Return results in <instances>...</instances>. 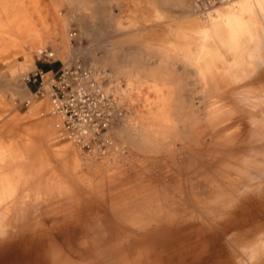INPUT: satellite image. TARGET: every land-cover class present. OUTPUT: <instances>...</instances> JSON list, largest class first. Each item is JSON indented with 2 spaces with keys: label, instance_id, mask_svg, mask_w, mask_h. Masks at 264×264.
<instances>
[{
  "label": "bare ground",
  "instance_id": "6f19581e",
  "mask_svg": "<svg viewBox=\"0 0 264 264\" xmlns=\"http://www.w3.org/2000/svg\"><path fill=\"white\" fill-rule=\"evenodd\" d=\"M226 1L160 0L184 20L177 38L166 36L171 45L186 33L196 39L195 51L185 44L180 53L198 62L186 98L183 78L162 67L164 52L145 67L146 54L119 59L108 46L103 55L87 48V90L109 97L101 78L123 77L138 91L130 101L151 93L145 112L119 113L108 127L116 151L107 159L98 147L85 156L57 145L49 96L40 107L26 99L29 112L46 116L37 138L0 141V264H264V62L259 68L251 57L264 38V0L218 5L205 23L189 18ZM61 4L67 11L58 17ZM26 11L0 7L2 55ZM45 11L47 29L32 50L41 53L46 32L54 46L42 56H67L64 65L86 47L71 44L81 41L68 30L71 18L91 41L108 30V0H50ZM28 75L17 81L18 96L30 95Z\"/></svg>",
  "mask_w": 264,
  "mask_h": 264
},
{
  "label": "rangeland",
  "instance_id": "374dc122",
  "mask_svg": "<svg viewBox=\"0 0 264 264\" xmlns=\"http://www.w3.org/2000/svg\"><path fill=\"white\" fill-rule=\"evenodd\" d=\"M232 1L238 2L240 0H228L223 3L217 2L216 4L212 5L209 10L205 13L196 9V13H194L189 18L197 19L205 23L208 17H210L208 16V14L211 10H214V8L218 5L230 3ZM66 9L67 7H65L63 4L58 5L54 10V14L59 17V11H61V16H63L64 13H66L67 11ZM177 10L178 9L176 7H170V10H166L165 7L161 4L160 0H108V30L106 29V33L96 41H91L90 39L85 38L84 35L81 34L80 27L77 24L78 22L76 23L77 20L71 18L69 20L68 30L72 31V33L76 32L77 35L81 37V41H78V39L74 38L71 44L74 47L81 48L86 46V49L84 48L82 52L75 53L78 57L77 59L81 62L84 60L88 61L87 50L89 49H94V51L98 55H103L105 53L104 46H108V52H114L116 58L119 59L122 58L121 56L125 52L127 53L136 51L139 52V55L146 54L147 57H145V67H155L157 66V62H159V53L164 52L165 56L162 60V67H166L167 69H169V71H171L173 75H176V77L183 78V81L181 80L182 83H180L182 86L181 88H178V90H180L181 93H184L183 97L186 98L185 92L189 87V81H193L195 79V76L198 75V62L196 59H192L190 57L189 60L187 59L186 61V59H184V57L180 53H185V44H188L190 48L195 51L196 39H194L195 37L191 38L189 33H186V42H183L182 40H177L174 45H171V43L166 39V36H168L169 39L171 37L177 38L178 36L177 23L183 20V18H181ZM116 21L119 22L121 26L119 30L115 28ZM170 25L172 27L169 29ZM188 29L191 30L193 29V27H189ZM262 30L264 29L259 28V32H262ZM42 36L43 42L41 53H36L33 51L36 66L35 69H33H40L44 72H48L49 70L55 71L64 64V60L67 59V56L58 54L57 56H55L56 58L42 56L46 53L47 49L53 50L54 46V42L52 38L49 37L48 33L44 32ZM252 41L253 40H249L248 42L253 43ZM258 42H260L261 45L258 47L256 52L251 55V57H254L257 63V67L260 68V66H262L264 62V38H260ZM90 43H92L93 45ZM17 56V58L15 57L16 61L17 59L21 58V55ZM90 67L95 71L97 70L94 65H90ZM33 69L30 70V73L34 71ZM97 72L98 75L102 77L103 72L101 70H98ZM27 74L28 72H25L23 73V76H26ZM101 80L103 81V83L108 84V93H110L109 98L117 112L122 114V118L128 114L129 116H134L135 114H139L146 111V106L143 101V98H150L151 93L147 92L145 94L144 92H139V95H141L139 96V99L135 101H130V97L136 95L138 91L136 89H132V87L128 84L126 78L102 77ZM24 81L27 84L35 85V88L37 87V84L35 83L27 82V80ZM8 94L9 93L7 92L3 95H0V100L4 101V103H7L9 99ZM44 97L48 98L47 95H44ZM29 98L30 96L26 95L15 103L16 106L11 107H8L7 105H2L0 103V141H30L31 139H35L26 133L27 130L29 132V127L26 125L28 122H33V118L30 120H20L17 123L12 122L10 120L12 114L15 112L21 115H24L26 113L27 109L30 106L26 103V99ZM42 98L43 97L41 96H33V99L37 100L38 102L41 101ZM112 98L116 101L117 104L114 102V100H112ZM48 102H50L49 99ZM48 112V114L52 116L51 124L54 130V135L51 136V139L54 140L57 145H61L63 143L71 144L75 151H80L85 156H88L87 154L90 153L91 149L88 150L80 148L78 147V145L71 143V141L61 139L57 136V132L54 128V121L56 117L52 115L49 105ZM33 115L35 118L41 120L46 116V113L43 109L37 108L34 111ZM15 125L17 126V128L22 127L23 131L26 132L24 133L23 131H20L21 134L15 135V133L13 136H9V134H7L8 129H10V127H14ZM115 142L116 138L112 137V135L107 132L102 135L101 142L95 143L93 147H98L97 150L100 153L99 155L107 159L108 155L113 153V151H116L112 147L116 144ZM124 154L128 155V152L125 151ZM124 163V168L129 167L128 162L125 161ZM62 201L65 200H56L55 202Z\"/></svg>",
  "mask_w": 264,
  "mask_h": 264
},
{
  "label": "built area",
  "instance_id": "2783aa9c",
  "mask_svg": "<svg viewBox=\"0 0 264 264\" xmlns=\"http://www.w3.org/2000/svg\"><path fill=\"white\" fill-rule=\"evenodd\" d=\"M90 73L77 60L55 71L36 69L26 78L27 82L37 84L35 96H49L51 113L57 117L54 126L59 138L88 150L101 142L102 135L119 114L110 98L98 88L94 91L85 88L84 80Z\"/></svg>",
  "mask_w": 264,
  "mask_h": 264
},
{
  "label": "crops",
  "instance_id": "0c3cea01",
  "mask_svg": "<svg viewBox=\"0 0 264 264\" xmlns=\"http://www.w3.org/2000/svg\"><path fill=\"white\" fill-rule=\"evenodd\" d=\"M50 0H0V7L8 4H12L15 8L25 7L26 13L21 14V20L17 23L15 40L11 41L10 44L12 48L11 53L2 55L0 50V95L4 93H9V99L7 103L0 100L2 105H7L8 107L16 106L15 103L25 97L27 94L24 92L23 96H18V87L17 81L23 79V73L28 72L33 68L35 69V57L33 54L34 44L38 43L41 37L38 36L39 32L46 31V25L49 22V18L45 9L48 6ZM15 3V4H13ZM18 37V38H17ZM26 39L25 43H20L21 39ZM36 46V45H35ZM17 55H21L20 59L15 60ZM28 55H30L32 59V63L28 61ZM36 56V55H35ZM18 57V56H17ZM16 57V58H17ZM33 69V70H34ZM27 74V75H28ZM26 84V88L30 92V98L32 102L35 101L40 107V102L34 100L32 94L35 90V85ZM44 97V96H43ZM29 108L27 109L24 115L19 113H13L10 120L12 122H19L20 120L24 119H32L30 123L28 122L26 126L29 128V132L27 130L23 131L22 127H18L15 125L14 127H10L8 129L9 136H13L17 134H21L20 131L26 132L32 138H37L36 130L38 126L42 125V119H37L34 117V111L29 112ZM37 127V128H36ZM5 141V140H4ZM7 141V140H6Z\"/></svg>",
  "mask_w": 264,
  "mask_h": 264
}]
</instances>
